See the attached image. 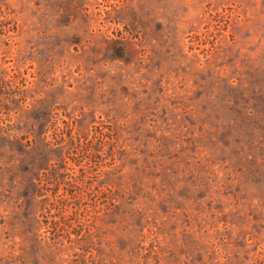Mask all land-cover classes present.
Listing matches in <instances>:
<instances>
[{
	"label": "rangeland",
	"instance_id": "374dc122",
	"mask_svg": "<svg viewBox=\"0 0 264 264\" xmlns=\"http://www.w3.org/2000/svg\"><path fill=\"white\" fill-rule=\"evenodd\" d=\"M0 264H264V0H0Z\"/></svg>",
	"mask_w": 264,
	"mask_h": 264
}]
</instances>
